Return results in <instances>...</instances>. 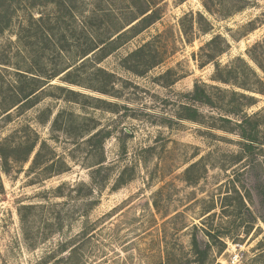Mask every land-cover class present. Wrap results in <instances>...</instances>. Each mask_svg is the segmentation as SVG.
Instances as JSON below:
<instances>
[{
	"label": "rangeland",
	"instance_id": "1",
	"mask_svg": "<svg viewBox=\"0 0 264 264\" xmlns=\"http://www.w3.org/2000/svg\"><path fill=\"white\" fill-rule=\"evenodd\" d=\"M61 1L0 0V144L17 147L0 170V264H264V0ZM148 9V27L85 54ZM216 34L217 60H246L256 92L214 80ZM34 78L47 82L21 104ZM195 82L217 106L188 100ZM242 113L262 138L252 156Z\"/></svg>",
	"mask_w": 264,
	"mask_h": 264
},
{
	"label": "trees",
	"instance_id": "2",
	"mask_svg": "<svg viewBox=\"0 0 264 264\" xmlns=\"http://www.w3.org/2000/svg\"><path fill=\"white\" fill-rule=\"evenodd\" d=\"M240 1L244 2L245 4H249L251 0H240ZM227 2L228 0H219L221 11H227ZM55 3L58 4V6L63 4L61 0H55ZM244 7L245 5L239 6L236 10H230L231 11L230 13H235L236 11L243 9ZM157 15L158 13L156 9H152V10L148 9V10L141 11L137 17L130 20V22L127 24V26L129 25L130 26L125 31L121 33H116L113 39H111L110 37L107 40H102L101 42L95 43L93 46H91V48H89L85 52V54L97 48L105 49L108 47H109L108 53H111L118 47L119 44L117 43H119L122 37H124L128 33H132V35L138 34L143 29L148 27L151 23H153L157 19L158 17ZM11 17L12 16H9L7 11L5 12L0 11V34L10 26V23L12 20ZM200 17L203 18L202 15H200ZM39 19H41V17H39L38 20ZM203 31L207 32L208 28H205ZM222 43H225V46H221ZM17 44L19 45L22 44L19 37L17 39ZM226 46H228V44L226 40L224 39V37H222L220 34H216L209 41L206 42L205 48L202 49V51H205V56H206L205 62L212 61V63L214 64V69H215L214 80L221 82L223 84H236L237 87L243 90H246L249 92H256L257 90L254 88L255 86L253 82L251 81V77L255 78V81L257 83L261 82V80L258 77L255 69L251 65H249L246 60H244L241 57H237L235 61H233L232 64L226 67L222 66L221 63L217 60V57L226 50ZM138 51L136 50L132 52L131 54L134 55ZM249 55L252 58V55L250 54V50H249ZM125 60L127 61L128 57ZM253 60L255 59L253 58ZM234 62H238L239 64L235 65ZM257 65L259 66L260 69H264L263 66H261L258 62H257ZM126 66L127 64H125V67ZM131 70H133L134 72L140 73V74L143 73V72H139V70H137L136 68H131ZM17 73L19 76H22L21 72H17ZM58 74H55L54 76ZM52 77L50 76L49 78H52ZM34 79H36L37 83L33 85V87H30V89L27 90L24 94H22V98L19 101L21 102V104L27 103L28 101L32 99L36 91L42 86L39 83L47 82L46 79H40V78H34ZM64 80L67 82H72L71 80H69L68 71L66 72V75L64 76ZM58 87L62 88L61 86H58ZM68 91L73 92L72 90H69V89ZM213 93L214 92L208 90L203 83L195 82L193 90L187 93L186 97H188V100L194 103H200L201 105H205L208 107H214V106H217V102H216L215 97L213 96ZM232 96H233V101H236L235 96L244 98L246 100V105L253 104L255 100V98L252 95H248L244 92L233 91ZM183 111H185V113H183V115L180 118H185L188 120L196 121L199 117L198 109L192 104L183 105ZM231 113H238V112L237 110H231ZM250 121H251V117L247 115L246 113H242L240 116V119L237 120L235 125L237 127L236 128L237 133L241 139L242 148L244 152L252 156L255 148L261 143L262 138H260L259 136V130H258L257 124H252V126L249 128L248 124ZM36 144H37V140H34L31 145H27L24 148V155L28 156L32 152ZM20 145H24V142H21ZM4 146H8V147L10 146V144H8V139H5L0 144V159L2 160V162L0 163V170L7 172L6 168L4 167L8 165L9 156L6 150L4 149ZM9 148L15 149L17 147L15 146V144H13ZM1 187L2 185L0 183V189ZM260 193L264 201V189L263 190L260 189ZM192 247H193V251L195 254L202 253L201 250L199 249V242L194 236L192 239Z\"/></svg>",
	"mask_w": 264,
	"mask_h": 264
}]
</instances>
